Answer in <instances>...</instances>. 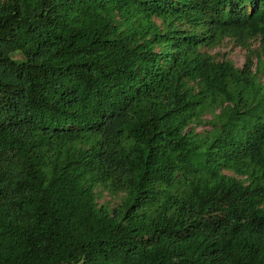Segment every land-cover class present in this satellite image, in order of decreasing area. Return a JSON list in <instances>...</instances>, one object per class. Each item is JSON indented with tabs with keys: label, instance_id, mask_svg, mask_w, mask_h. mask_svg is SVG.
<instances>
[{
	"label": "trees",
	"instance_id": "trees-1",
	"mask_svg": "<svg viewBox=\"0 0 264 264\" xmlns=\"http://www.w3.org/2000/svg\"><path fill=\"white\" fill-rule=\"evenodd\" d=\"M263 72L264 0H0V264H264Z\"/></svg>",
	"mask_w": 264,
	"mask_h": 264
},
{
	"label": "rangeland",
	"instance_id": "rangeland-1",
	"mask_svg": "<svg viewBox=\"0 0 264 264\" xmlns=\"http://www.w3.org/2000/svg\"><path fill=\"white\" fill-rule=\"evenodd\" d=\"M252 48L260 53L261 44L260 39L256 38L252 41ZM205 51L213 55L216 60L229 59L233 62L235 66L241 67L246 58V51L243 47L237 45L232 39L225 38L220 44L212 48H204ZM257 54H252V59L254 63L257 61ZM261 80L264 82V72L261 74ZM210 117V114L203 115L202 122L197 124L194 131L202 132L209 129L210 126L205 122L206 119ZM227 172V171H226ZM96 202L98 205H106L109 209L118 205L123 196L122 192L112 193L105 189L102 185L96 187Z\"/></svg>",
	"mask_w": 264,
	"mask_h": 264
}]
</instances>
